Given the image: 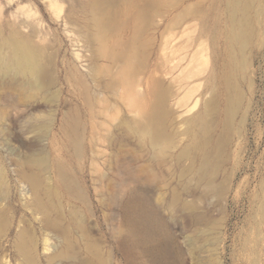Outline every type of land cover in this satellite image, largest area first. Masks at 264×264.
<instances>
[{
  "label": "bare ground",
  "instance_id": "obj_1",
  "mask_svg": "<svg viewBox=\"0 0 264 264\" xmlns=\"http://www.w3.org/2000/svg\"><path fill=\"white\" fill-rule=\"evenodd\" d=\"M183 3L81 0L79 13L72 10L67 19V24L81 21L83 35L73 39L82 51L76 60L61 59L60 48L50 52L52 43L45 45L39 27L27 20L0 34V147L11 152L6 158L0 149V241L16 232L14 249L24 264H39L32 233L39 229L55 232L67 250L48 261L71 258L72 232H89L90 218L98 225L93 194L101 200L117 187L110 192L115 202L130 188L134 203L144 204L147 196L133 185L162 182L171 161L188 162L181 175H193L188 183L194 180L227 198L230 177L221 182L219 177L234 143L236 118L245 128L249 117L255 92L247 104L243 84L254 87L253 54H264V0H213L211 14L188 5L164 27V11ZM189 16L201 28L196 38L185 39L194 32L184 25ZM160 40L162 63H152L150 46ZM208 41L215 61L221 60L220 71L207 80L211 96L200 112L173 127L172 102L182 108L192 101V110L199 103L197 87L183 97L181 90L204 72L194 64L199 56L207 58ZM191 48L192 58L182 68L184 51ZM260 112L264 117V107ZM173 198L183 200L186 210L193 208L181 195ZM142 227L137 231L148 229ZM89 240L83 264H107Z\"/></svg>",
  "mask_w": 264,
  "mask_h": 264
},
{
  "label": "rangeland",
  "instance_id": "obj_2",
  "mask_svg": "<svg viewBox=\"0 0 264 264\" xmlns=\"http://www.w3.org/2000/svg\"><path fill=\"white\" fill-rule=\"evenodd\" d=\"M80 1L0 0V34L3 32V36L5 33L8 35L10 29L17 24L15 22L27 20L28 23L39 27L42 37L46 40L45 45L52 43L50 52L60 48L61 59L66 56L76 60V53H79L81 48L74 44L73 39H80L83 35L81 21L79 24H67V19L72 10L79 13ZM212 1L184 0L177 10H165L164 27L188 5L211 14ZM53 4L56 6L52 7ZM192 16L188 17L184 25L193 26L194 32L185 39L189 38L188 36L196 38L200 33V21L193 20ZM25 30L28 31L29 28ZM150 47L152 63L155 59L162 63L161 40ZM191 51L192 48L184 51L187 58L181 62L182 68L191 60ZM211 52L208 41L207 58L204 60L199 56L194 64L204 72L190 80V83L186 82L181 90L183 97L190 88L197 87L194 95V98L200 99L197 107L192 110V101L182 108L171 103L173 127L177 124L180 126V122L185 118L200 112L204 102L210 98L211 89L207 80L213 70L221 69V60L215 61ZM253 55L254 75L251 74L250 77L254 87L250 89L248 85L243 84L247 104L251 92H255L249 117L245 128L240 122V116L236 118L234 143L227 152L219 177L220 182L223 176L230 177L227 198L222 199L217 192L206 186L197 187L194 180L192 184L188 183L189 179H193V175L181 178L188 162L177 166L169 158L173 165L171 170L168 167L165 168L166 171L164 169L166 177L161 176L160 180L165 177L162 182H141L133 185L142 190L143 196H147L144 204L134 203L137 196L131 195L130 188H125L126 191L115 199V202H111L110 192L117 191V187L105 191L100 196L101 200L93 194L98 225L90 218L87 220L89 232H72L75 249L70 252L71 258L48 261L49 257L57 252L67 253L64 241L55 232H42L40 229L39 232H32L38 243L39 264H83L88 257L84 247L89 239L102 250L104 259L108 260L107 264H216L215 259L219 264H264V117L260 112L264 107V54ZM77 63L84 68L80 60H77ZM180 72L178 69L176 75ZM223 95H219L221 108L224 106ZM61 97L68 99L66 94H61ZM239 131L242 132V138ZM218 132L219 129L216 136ZM0 149L6 158L11 153L8 147ZM21 150H15V153H22ZM13 157L16 155L13 154ZM72 162L75 163L73 160ZM88 187L93 191L89 184ZM20 191L21 189L16 188L15 194L20 196ZM174 194L181 195L193 208L186 210L185 202L175 200ZM21 216L22 212L19 213L18 220ZM37 225L39 228L40 224ZM140 225L148 229L138 232ZM15 234L16 232H10L0 241V264H24L14 249Z\"/></svg>",
  "mask_w": 264,
  "mask_h": 264
}]
</instances>
